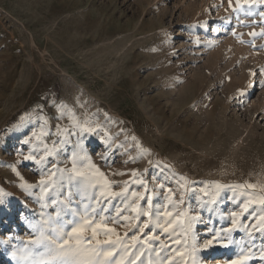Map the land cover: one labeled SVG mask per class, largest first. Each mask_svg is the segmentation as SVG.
Segmentation results:
<instances>
[{
    "label": "rangeland",
    "instance_id": "obj_1",
    "mask_svg": "<svg viewBox=\"0 0 264 264\" xmlns=\"http://www.w3.org/2000/svg\"><path fill=\"white\" fill-rule=\"evenodd\" d=\"M234 7L236 0H0V189L8 194L0 240L14 238L0 244V264H17L11 252L32 235L25 218H39V190L30 195L20 185L40 180V165L23 157L40 144L24 141L42 126L44 142L57 148L49 168L71 167L82 139L111 180L142 173L157 206L186 178L180 208L204 221L194 225L201 240L208 227L227 226L221 216L239 209L241 190L221 189L215 205L202 204L200 190L264 184V17L236 19ZM58 105L96 132L80 133ZM58 127L68 129L69 143L60 144ZM242 221L254 222L247 214ZM233 235L248 241L244 231ZM252 237L254 251L264 245L259 231ZM236 251L216 246L200 256L226 264ZM249 264L264 261L257 255Z\"/></svg>",
    "mask_w": 264,
    "mask_h": 264
},
{
    "label": "snow or ice",
    "instance_id": "obj_2",
    "mask_svg": "<svg viewBox=\"0 0 264 264\" xmlns=\"http://www.w3.org/2000/svg\"><path fill=\"white\" fill-rule=\"evenodd\" d=\"M229 5L232 6V0H229ZM262 5L264 0H236L233 12L236 19L241 14L264 17V10L257 11ZM259 35H264V29ZM57 107L60 118L70 115L73 127L80 133L96 132L89 121H80L65 105ZM57 134L65 137L60 144L70 142L66 127H58ZM47 135L46 127L42 126L39 133L34 132L24 141L29 144L35 138L40 142L23 157L40 165V180L35 185L22 183L20 187L30 195L33 189L39 190L37 202L41 211L38 219L25 218L32 235L11 252V258L17 264H203L200 252L216 246L237 249L235 256L226 264H249L257 255L264 261V245L254 251L248 243L253 238V231L264 235V184L216 183L213 194L201 189L203 196L208 197L207 200L201 197L202 204L215 205L220 190L224 188L234 192L239 189L240 196L244 197L238 210L229 212L227 217L221 216L222 221H227V226L208 227L206 238L201 240L194 225L204 221L199 215L192 214L190 209L180 208L184 204V190L188 184L186 178L177 181V190L167 188L164 202L157 206L153 202L155 188L148 186L142 173L132 170L130 180H111L109 174L93 162L82 139L77 140L71 152V167L53 165L49 168V157L57 155V148L55 143L49 147L44 142L43 138ZM105 143L111 146L110 138ZM41 147L38 155L37 149ZM145 152L147 150L142 149L141 155ZM111 175L124 176L127 173L116 171ZM133 185L136 187L133 188ZM117 187L119 191L115 190ZM156 187L165 189L164 184ZM6 195L0 189V202ZM113 201L119 203L113 204ZM245 214L251 216L254 222L244 223L242 217ZM119 228L126 229L123 235ZM146 229L149 231L146 232ZM237 230L244 231L248 241L236 240L233 234ZM129 232L132 234L129 235ZM161 235H166L168 240H161ZM12 239L0 240V244L11 243ZM176 257H179L178 261Z\"/></svg>",
    "mask_w": 264,
    "mask_h": 264
},
{
    "label": "bare ground",
    "instance_id": "obj_3",
    "mask_svg": "<svg viewBox=\"0 0 264 264\" xmlns=\"http://www.w3.org/2000/svg\"><path fill=\"white\" fill-rule=\"evenodd\" d=\"M245 112H246V111H245ZM251 113H252V112H251ZM251 113H250V114H251ZM254 113H255V112H254ZM254 131H255V130H251V132H250V133H253Z\"/></svg>",
    "mask_w": 264,
    "mask_h": 264
},
{
    "label": "trees",
    "instance_id": "obj_4",
    "mask_svg": "<svg viewBox=\"0 0 264 264\" xmlns=\"http://www.w3.org/2000/svg\"><path fill=\"white\" fill-rule=\"evenodd\" d=\"M51 138V137H50Z\"/></svg>",
    "mask_w": 264,
    "mask_h": 264
}]
</instances>
